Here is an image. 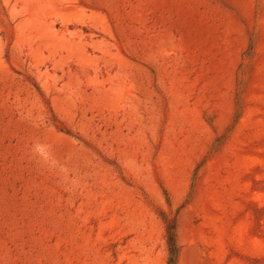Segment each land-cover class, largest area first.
<instances>
[{
    "label": "rangeland",
    "instance_id": "rangeland-1",
    "mask_svg": "<svg viewBox=\"0 0 264 264\" xmlns=\"http://www.w3.org/2000/svg\"><path fill=\"white\" fill-rule=\"evenodd\" d=\"M0 264H264V0H0Z\"/></svg>",
    "mask_w": 264,
    "mask_h": 264
},
{
    "label": "trees",
    "instance_id": "trees-1",
    "mask_svg": "<svg viewBox=\"0 0 264 264\" xmlns=\"http://www.w3.org/2000/svg\"><path fill=\"white\" fill-rule=\"evenodd\" d=\"M170 239V238H169ZM170 241H171V239H170Z\"/></svg>",
    "mask_w": 264,
    "mask_h": 264
}]
</instances>
